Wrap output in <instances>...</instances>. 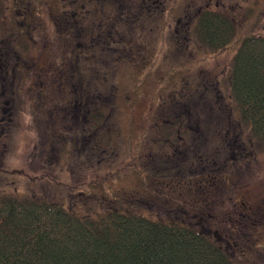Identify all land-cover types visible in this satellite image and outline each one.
Returning <instances> with one entry per match:
<instances>
[{"label":"rangeland","instance_id":"rangeland-1","mask_svg":"<svg viewBox=\"0 0 264 264\" xmlns=\"http://www.w3.org/2000/svg\"><path fill=\"white\" fill-rule=\"evenodd\" d=\"M138 1L142 2L125 0L128 13L131 11L137 18L136 24L131 22L128 26L126 17L124 39L127 44L122 48L126 56H122V62L118 64L117 61L114 67L107 60L102 65L112 71L107 72L108 84L104 80L101 87L104 91L114 87L118 96L113 98L111 106L107 101L104 102L106 108L102 107L104 104L92 106L88 117L76 121L85 124V130L98 124L102 127L98 135L102 136L104 131L112 134L109 143L96 141L93 148L99 149L94 156L88 157L79 135L75 136L78 142L72 137L76 127L71 126L70 115L58 106L49 109L52 105L47 100L58 95L57 92L52 94L58 89L50 84H56V58L59 59L63 47L68 46V35L65 38V34H71L65 24L72 20L68 22L63 11L80 13L81 4L84 8L91 4L85 0H75V3L74 0H0V51L3 50L1 47L9 46L20 57L22 54L28 62L25 67H30L23 71L22 78L15 79L19 88L11 94V80H4L0 66V192L38 190L41 185L28 186V179L44 175L46 191L60 196L72 191L80 182L85 183V187H77L75 192H86V185L88 190L93 187L95 200L103 194L117 193L127 198L137 194V199L131 202L142 209L143 214L163 216L171 221H179L181 217L191 224L197 222L219 242L234 264H264L262 144L253 145L249 159H240L235 167L221 163L219 181L207 176L199 181L197 176L192 180L195 189L198 188L196 191L188 177L193 172H185L184 167L172 169L171 175H178L183 180V189L189 187L188 191H173L175 186L170 175L159 178L149 174L152 165L161 162L162 146L158 144L165 137V128H175L171 123L187 110L183 101L189 95L203 91V85L207 83L215 87L219 98L215 102L230 106L228 100L222 98L229 95L232 61L246 35H264V0H158L157 6L152 4L151 11L141 13L139 18ZM65 2L68 4H63ZM121 2L111 0L94 4L95 18L112 15ZM52 7L58 12L53 19L49 16ZM206 9L212 11L215 25L221 24L228 32L222 48L199 38L197 26L204 20L201 13ZM23 13L26 17L21 16ZM97 28L95 25L94 31ZM115 39H118L117 35ZM95 48L102 55L106 53L98 44ZM50 67L52 72L43 74L42 70L46 72ZM90 112L100 119L93 123ZM107 115L110 117L104 120ZM178 150L180 155L184 154L183 150ZM132 153L145 166H132L136 164L134 160L131 165H126ZM204 169L208 175L212 174ZM14 170L21 171L24 176H11ZM142 171L152 177L151 187L159 199L141 189L138 174ZM177 192L188 197V206L172 205L169 196H178ZM77 203L81 211L80 200Z\"/></svg>","mask_w":264,"mask_h":264},{"label":"trees","instance_id":"trees-1","mask_svg":"<svg viewBox=\"0 0 264 264\" xmlns=\"http://www.w3.org/2000/svg\"><path fill=\"white\" fill-rule=\"evenodd\" d=\"M57 13L54 7L49 10L52 19ZM212 15L209 9L201 13L204 20L198 22L197 32L202 41L222 48L226 42L223 39L228 32L222 29L221 24L215 25ZM135 21L134 18H128V26L131 22L136 24ZM65 28L71 33L70 27ZM70 40L69 36L67 42ZM1 48L0 62L10 63L9 68H2L1 72L4 80H11L9 88L11 86L10 93L13 94L19 88V84L14 81L22 78L24 66L28 62L22 54L20 57L19 53L11 51L9 46ZM59 56L55 63L56 84H50L58 89L53 90L52 94L57 92L58 95L47 100L52 105L48 108L54 110L58 106L70 115L71 126L76 127L72 131V137L78 142L75 136L79 135L83 148H87L88 157L94 156L99 149L93 148L96 141L105 140L109 143V135L112 134L108 135L104 131L102 136L98 135V131L102 129L98 124H92V129L85 130V124L80 125L81 122L76 121H80L83 116L88 117L92 106L95 108L103 105L105 101L109 102V106L112 105L113 98L118 96L114 87L106 91L101 87L104 80L108 84L107 72L110 74L112 70L102 67L105 62H95L94 69L71 68L76 61L73 59L75 56L70 53L69 45L63 47ZM107 61L113 67L117 61L118 64L121 63L119 60ZM74 76L79 79L77 90L76 84L72 85ZM99 77L101 80H98ZM202 89L203 91L189 95L183 101L187 110L178 117L180 119L172 121L175 128H165V137L158 144L162 146L161 162L152 165L149 173L159 178L170 175L175 186L173 191H188L189 187L183 189V180L178 175L172 176V169L184 167L185 172L192 171L193 175H188L192 185V180L197 176L199 181L205 176L219 181L221 163L226 167H235L240 159H249V151L253 145L264 146V35H246L234 55L229 72V95L228 98H222L228 100L229 107L223 106L222 102H215L219 98L214 86L206 83ZM43 100L45 98L40 99ZM218 105L219 108H216ZM102 107L106 108L105 104ZM77 110L80 115L75 118ZM52 113L53 111L50 115ZM90 115L94 117L91 112ZM97 117H94L93 123L100 119ZM108 117L110 115L105 116L104 120ZM81 129L84 130L80 133ZM143 139L144 137L140 138V143ZM178 149L183 150L184 154L180 155ZM176 150L178 151L175 152ZM132 154L126 165H131L134 160L136 164L132 166H145ZM204 168L208 172L212 171V174L208 175ZM123 169L125 170L124 167ZM11 173L15 177L24 176L18 170ZM149 174L145 171L138 174L141 189L159 199L153 192L152 177ZM43 176L28 179V186L38 183L41 185L38 190L0 192V264H234L219 242L202 229L199 223L191 224L180 219L181 217L179 221H171L163 216L143 214V210L136 208L135 203L131 202L137 194L129 195L130 198L117 193L103 194L95 200L93 187L88 190L89 186L86 185V192H75V188L85 187V183L80 182L72 191H66L64 196H60L46 191ZM103 190L110 192L106 188ZM194 190L198 188L195 189L194 186ZM171 195L169 198L174 206L181 207L189 203L188 197L183 193ZM78 200L82 205L81 211L78 210ZM186 211H189V207Z\"/></svg>","mask_w":264,"mask_h":264},{"label":"flooded vegetation","instance_id":"flooded-vegetation-1","mask_svg":"<svg viewBox=\"0 0 264 264\" xmlns=\"http://www.w3.org/2000/svg\"><path fill=\"white\" fill-rule=\"evenodd\" d=\"M103 1L111 0H85V2H88L91 5L87 8H84V5L81 4V8L79 9L80 13L76 11L72 13H69L70 11H63L66 14L67 20L69 22H71L69 19L72 20L71 23L65 24L67 29L69 27L70 29H72L70 30L71 34H69L71 40L70 42L66 43L67 45H70V53L75 56L73 59L76 61L75 64L71 65V68L73 67L75 69H94L96 67V65L94 64L95 62H105L106 60H119L120 62H122V56H126L124 51L125 49L122 51V48H125V45L127 44L124 39V35L126 33V17L134 19L137 18L135 15H133L130 10L129 11L130 13H132L133 16H131L130 13L128 14V10L125 6V0H122V2L119 3L117 8L115 9V13H113L112 15H106V17L103 19H101L100 17L99 19H96L95 16L97 15V13L96 15H94V4H103ZM138 2L139 9L137 10V17L139 18L142 15L141 13L150 12L151 5L156 4L158 0H142V2ZM144 2H147L148 4L144 5ZM65 4L68 3L65 2ZM130 5L132 4L130 3ZM21 16L26 17L24 13ZM86 22H88V26L86 25ZM95 25L98 27L96 31H94ZM88 27L90 29H88ZM116 35L118 36V39H115ZM115 43L119 44L118 49L115 47V45H112ZM95 44H98L101 50L104 49L106 51V53H103V55L105 56L104 58L101 57L102 54L100 53V51L95 48ZM9 64H0L1 69H8ZM29 68L30 67L24 66V69ZM42 72L43 74L50 72V68H48L46 72H44L43 70ZM51 75L53 74L51 73L50 76ZM63 76L64 75H62V77ZM78 81L79 79L74 76L72 85L76 84V90L78 89ZM66 82L69 83L67 79ZM75 107H77V105H75ZM76 112L78 113H76L75 118H78L80 112L79 110H77Z\"/></svg>","mask_w":264,"mask_h":264}]
</instances>
